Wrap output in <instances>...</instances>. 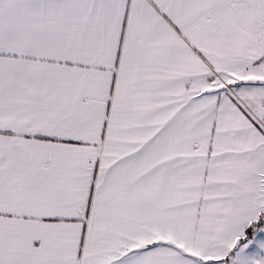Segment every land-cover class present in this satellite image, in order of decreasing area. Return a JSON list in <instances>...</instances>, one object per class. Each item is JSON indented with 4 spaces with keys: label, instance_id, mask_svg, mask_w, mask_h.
I'll return each mask as SVG.
<instances>
[{
    "label": "snow or ice",
    "instance_id": "1",
    "mask_svg": "<svg viewBox=\"0 0 264 264\" xmlns=\"http://www.w3.org/2000/svg\"><path fill=\"white\" fill-rule=\"evenodd\" d=\"M0 264H264V0H0Z\"/></svg>",
    "mask_w": 264,
    "mask_h": 264
}]
</instances>
